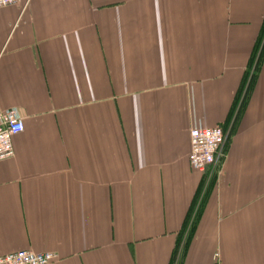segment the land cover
<instances>
[{"label":"crops","instance_id":"0c3cea01","mask_svg":"<svg viewBox=\"0 0 264 264\" xmlns=\"http://www.w3.org/2000/svg\"><path fill=\"white\" fill-rule=\"evenodd\" d=\"M263 26L264 0L0 8V111L24 117L0 162V256L173 264L202 182L190 131L230 123ZM231 136L182 264H264V64Z\"/></svg>","mask_w":264,"mask_h":264},{"label":"built area","instance_id":"2783aa9c","mask_svg":"<svg viewBox=\"0 0 264 264\" xmlns=\"http://www.w3.org/2000/svg\"><path fill=\"white\" fill-rule=\"evenodd\" d=\"M22 0H0V8L17 6ZM24 131V117L15 108L0 111V162L15 155L14 138ZM224 130L217 127H194L190 131L191 150L189 162L192 169L207 173L219 164L222 148L226 144ZM220 255L214 256V264H221ZM58 259L54 253L17 251L0 256V264H52Z\"/></svg>","mask_w":264,"mask_h":264},{"label":"trees","instance_id":"16d2710c","mask_svg":"<svg viewBox=\"0 0 264 264\" xmlns=\"http://www.w3.org/2000/svg\"><path fill=\"white\" fill-rule=\"evenodd\" d=\"M263 64H264V28L262 30L260 38L258 39V42L250 59V63L248 69L245 72L243 81H241L242 84H241L240 92L239 94H237L238 97L236 103L237 106L236 112L234 116L231 115L232 119L230 118V123L227 122V124H225V127L219 126L224 130L225 136L227 138L226 144L221 149L222 156L219 161L220 165L223 164L225 155L227 154L229 142L232 137L231 135H233V129L235 127V124L237 123V119L239 118L240 113L242 112L244 106L247 103V100L250 97L251 90L255 86V82L257 81L260 75V71L261 68L263 67ZM219 164L213 170L212 167L209 168L207 173H204L201 176L202 182L199 186L197 197L191 208V212L187 218L185 227L181 231V234L178 239V245L175 250V255L173 257L174 258L173 264H182L184 254L186 253L189 244L194 236L199 219L202 218V214L205 209L206 203L208 202V199L211 196L216 186L217 183L216 176H218Z\"/></svg>","mask_w":264,"mask_h":264},{"label":"rangeland","instance_id":"374dc122","mask_svg":"<svg viewBox=\"0 0 264 264\" xmlns=\"http://www.w3.org/2000/svg\"><path fill=\"white\" fill-rule=\"evenodd\" d=\"M220 168H222V165L219 164V170H220Z\"/></svg>","mask_w":264,"mask_h":264}]
</instances>
